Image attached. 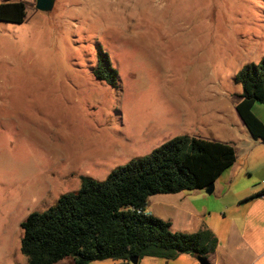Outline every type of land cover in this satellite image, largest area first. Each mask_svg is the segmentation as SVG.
<instances>
[{"label": "rangeland", "instance_id": "obj_1", "mask_svg": "<svg viewBox=\"0 0 264 264\" xmlns=\"http://www.w3.org/2000/svg\"><path fill=\"white\" fill-rule=\"evenodd\" d=\"M15 1L26 4L24 22L0 21V264H28L21 224L83 177L104 181L162 139L192 136L189 101L203 139L244 134L235 76L264 58V0L0 4ZM106 55L115 86L93 73ZM171 213L172 230L188 233V217ZM102 262L122 261L92 264Z\"/></svg>", "mask_w": 264, "mask_h": 264}, {"label": "trees", "instance_id": "obj_2", "mask_svg": "<svg viewBox=\"0 0 264 264\" xmlns=\"http://www.w3.org/2000/svg\"><path fill=\"white\" fill-rule=\"evenodd\" d=\"M26 10L23 1L1 3L0 21L22 24ZM112 66L107 55L99 57L94 76L115 86L118 73ZM235 81L243 88L236 110L250 135L264 140V123L253 113L255 103L264 104V58L245 65ZM235 161L231 144L175 137L113 170L104 181L83 177L77 192L62 195L44 212L31 213L21 224V252L28 264H57L66 258L74 264L103 260L130 264L131 258L170 261L184 254L209 259L218 245L209 228L174 232L170 221L139 211L154 195L205 190Z\"/></svg>", "mask_w": 264, "mask_h": 264}, {"label": "crops", "instance_id": "obj_3", "mask_svg": "<svg viewBox=\"0 0 264 264\" xmlns=\"http://www.w3.org/2000/svg\"><path fill=\"white\" fill-rule=\"evenodd\" d=\"M192 103L195 102L186 105L184 125L193 130L192 137H200V129L191 120ZM253 111L264 123V108L255 103ZM246 131L233 143L217 140L235 148L236 161L214 183L212 195L205 190L154 195L146 207L152 216L170 221L172 226L171 212H183L191 223L188 233L209 228L218 237L217 248L209 258L211 264H264V196H260L264 191V140L253 138ZM171 139L164 138L150 147L149 154ZM197 258L184 254L170 261L145 258L138 264H199Z\"/></svg>", "mask_w": 264, "mask_h": 264}, {"label": "water", "instance_id": "obj_4", "mask_svg": "<svg viewBox=\"0 0 264 264\" xmlns=\"http://www.w3.org/2000/svg\"><path fill=\"white\" fill-rule=\"evenodd\" d=\"M54 4H55V0H36V8L42 12L52 11V9L54 8ZM214 189H215V184L211 183L205 189V192L207 195H212L214 193ZM139 260H140L139 258H131L129 262L130 264H138ZM197 260L199 264H211L209 259L204 256H198Z\"/></svg>", "mask_w": 264, "mask_h": 264}, {"label": "built area", "instance_id": "obj_5", "mask_svg": "<svg viewBox=\"0 0 264 264\" xmlns=\"http://www.w3.org/2000/svg\"><path fill=\"white\" fill-rule=\"evenodd\" d=\"M139 212L140 213H144L145 215H148V216L151 215V213H149L146 209L144 211L140 210Z\"/></svg>", "mask_w": 264, "mask_h": 264}]
</instances>
